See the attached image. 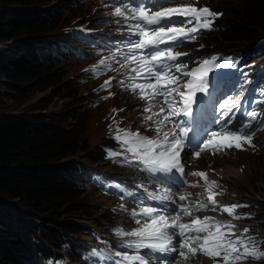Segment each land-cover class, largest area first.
<instances>
[{
    "label": "snow or ice",
    "instance_id": "obj_1",
    "mask_svg": "<svg viewBox=\"0 0 264 264\" xmlns=\"http://www.w3.org/2000/svg\"><path fill=\"white\" fill-rule=\"evenodd\" d=\"M168 2L116 0L122 7L114 8L118 17L128 21L122 26L127 31V36L121 41L126 51H119L106 59H111L121 73L129 74H121L118 80L116 77L109 78L100 89L111 87L113 80H117L122 87H131L133 91L138 89L140 98L145 101L144 111L148 113L142 122L150 121L149 127L154 128L156 134L149 137L138 130L118 129L114 139L120 142L123 151L108 150V155L123 156L124 163L134 162L154 180L151 191L144 185L140 186L144 188L149 203L139 199L138 207L125 209L130 212L136 226L130 230L117 229L119 236L131 238L124 246L135 251L115 252L108 259L112 260V264H152L151 257L142 254V249L149 250V253L176 254L171 262L164 260L159 264H184L190 255L198 251L208 257L219 258L217 264L221 261L222 264H239L250 257L264 258V250L257 247V237L249 235V227H244L237 235V225L233 221L242 217L236 215V210L246 205L238 202L221 204L216 197L223 193L214 190L219 187L218 182L209 180L207 172L196 171L187 175L203 178L210 205L199 200L189 202L191 194L173 192L174 187L187 184L185 161L182 159L186 148L198 157L205 150L213 153L232 148L242 150L245 143L255 147V133L258 128H264V121L260 119L264 113L245 111L238 116V100L233 101L214 82V78L209 79V73L214 69L233 67L235 62L231 58L225 63H218L219 57L213 55L189 69L188 62L179 58L188 56L191 61L192 56L173 51L172 45L195 40L202 29L211 30L215 19L223 13L194 4L161 6ZM189 24L193 26L187 27ZM117 55L121 59H117ZM100 65H105V60H101ZM106 67L110 69L112 64ZM125 80L133 83L125 85ZM213 90L217 93L215 97ZM256 102L264 103V98L253 101ZM230 103L237 105L235 110L228 106ZM212 105H215V115L209 125L208 121L199 119L198 113ZM157 106L158 110L153 111ZM128 194L132 195L131 192ZM123 195L121 193V198ZM177 200L184 203H177ZM151 201L159 204H152ZM169 205L174 207L170 209ZM209 207L227 213L233 220L194 215L195 211ZM184 217L191 219L184 222ZM91 255L99 258L96 251Z\"/></svg>",
    "mask_w": 264,
    "mask_h": 264
},
{
    "label": "rangeland",
    "instance_id": "obj_2",
    "mask_svg": "<svg viewBox=\"0 0 264 264\" xmlns=\"http://www.w3.org/2000/svg\"><path fill=\"white\" fill-rule=\"evenodd\" d=\"M71 1L74 0H22V2L0 0V26H2L1 18L4 13L24 17L37 14V23L41 28L35 34L37 37H41L39 42L43 41L47 45L45 40L54 37L55 35L52 33L60 32L61 26L76 18L80 12L92 11L93 7L96 8V11L90 12L88 18L100 17L104 14L100 9L99 0H93L90 4L85 1H76V4H70ZM210 2L214 8L223 10V15L218 20L219 23L227 22L229 19L240 22V18L228 13L230 5L234 6V11L238 9V0H211ZM43 10L45 11L44 15ZM86 18L85 16L81 20ZM106 22L103 21L104 24ZM258 31V37L264 36V28L258 29ZM36 36L32 37L31 34L27 33H21L16 38H13L14 36H0V63L13 75V86L10 88L7 84L11 81V78L4 74L0 67V115H6V117L17 115L35 117L36 121H44L43 124L45 125L61 127L64 131L74 133L73 140L77 145L75 152L69 154L65 161L60 160L61 157L56 158L55 161L57 162L55 164H58V168L66 166L68 162H70L68 166L76 162L96 167L105 164L106 161L102 158L100 143H115L116 141L112 136L106 135L107 133H114L115 129L133 131L131 122L133 117L131 120L124 118V114L119 108L115 112L106 111L113 104L111 102V104H96L92 107L84 106L87 96H80V94L87 88L76 79L79 67L83 64L79 60L66 58L56 62L43 63L46 67H35L32 45L37 43L34 42ZM22 38L28 39L30 43L24 44L25 49L15 55L14 49L20 45ZM202 39L207 44L211 43L207 45L210 50L213 47H221L227 44L240 47L246 43L245 39H224V42L218 38L202 37ZM59 45L61 48H66L67 52H70L71 48L75 46L70 40H61ZM36 52L41 53V55L43 53L42 49H37ZM258 56L260 55H255L254 58ZM21 59L24 60L23 63L20 62ZM15 67L19 69L15 70ZM26 67H32L33 73L25 78L23 72L27 70ZM22 74L23 76H21ZM7 93L10 94L7 95ZM121 102L124 104L129 103L128 100ZM114 103L118 104L120 101L115 100ZM75 112L81 114V117ZM110 120H113V122L110 123ZM119 151H123L122 146ZM215 161L222 164L224 169L235 170V172H225L227 183L236 190L249 191L250 193L246 195L256 200V203L250 204L253 211L260 209L262 213L258 218L264 220V149H260L259 152L252 150L238 151L227 157L216 158ZM116 169L118 170V168ZM55 171H57L55 174L58 177L57 181L62 183V189H72V193L69 194L68 198L70 200L59 207L62 209L67 206L68 211L65 213L60 212L59 215L55 216L48 215L47 212H36L30 206L22 204L20 199L14 198L15 206H12L10 221L12 226H17L19 223L17 218L20 215H25L24 217L36 226V230L31 231L29 235L33 234L35 238L39 239L32 247L45 246L52 252L59 253L62 249L60 241L63 238L65 242L68 239L70 242L75 243H79V239H87L82 231L85 227L83 222L87 224L96 222L103 227L106 221H111L112 224L117 221V218L104 207L105 204L112 201L111 199L106 198L104 195L101 197L94 189H79L69 180L70 175L62 176L58 170ZM257 200L261 205L257 203ZM74 206L78 208H73ZM17 211L20 212V215L17 214ZM76 224H78V229L70 231V228ZM0 229L6 230L8 227L0 223ZM61 233H65L62 239L59 238ZM58 239L60 241L56 243ZM257 239V247L264 250V235H260ZM10 245L14 246L13 244L0 245V264L24 263L21 259L22 254L17 247L14 246L15 250L8 247ZM51 255L53 256V254Z\"/></svg>",
    "mask_w": 264,
    "mask_h": 264
},
{
    "label": "trees",
    "instance_id": "obj_3",
    "mask_svg": "<svg viewBox=\"0 0 264 264\" xmlns=\"http://www.w3.org/2000/svg\"><path fill=\"white\" fill-rule=\"evenodd\" d=\"M3 1L22 2V0ZM74 3L76 2H70V4ZM44 12L43 10V15ZM228 13L240 18V22L229 19L221 23L222 27L217 29L219 34L214 39L218 38L222 42L224 39H245L247 41L257 38L258 29L264 28L263 0H238V9L234 11V6L230 5ZM37 20V14L24 17L4 13L1 18L0 36L16 38L21 33H27L35 37V33L41 28ZM29 43L28 39L22 38L20 45L14 49L15 55L25 49L24 44ZM20 62L23 63L24 60L21 59ZM36 62H33L35 67H46L42 66L37 59ZM0 67L1 71L11 78L7 84L11 88L13 75L1 63ZM26 68L27 70L23 72L25 78L33 73L32 67ZM18 69L15 67V70ZM43 123L45 122L41 120L36 121L35 117L0 115V223L8 227L6 230L0 229V245L13 244L26 259L39 255L47 256L50 250L45 246L32 247L39 241L33 234L29 235L31 231L36 230V226L24 217L25 215H20L19 211H17L20 215L17 218L19 223L17 226H12L11 210L15 205L11 200L18 198L22 204L30 206L36 212H47L48 215L55 216L60 212L68 211L67 206L62 209L59 207L70 200L68 199L69 194L72 193V189H62V183L57 181L58 177L55 175L57 172L55 170H58L61 175L65 168L49 166L47 163L55 161L58 157H61L62 161L67 160V156L75 152L77 146L73 140L75 135L70 131H64L61 127L48 126ZM70 230L74 231L76 228L71 227ZM63 236L64 233L59 234L60 239ZM14 246L8 247L16 250Z\"/></svg>",
    "mask_w": 264,
    "mask_h": 264
},
{
    "label": "bare ground",
    "instance_id": "obj_4",
    "mask_svg": "<svg viewBox=\"0 0 264 264\" xmlns=\"http://www.w3.org/2000/svg\"><path fill=\"white\" fill-rule=\"evenodd\" d=\"M129 15H131L130 13H128ZM117 59H119V57L117 56L116 57ZM115 64V63H114ZM113 69L115 70L114 72H112V73H110L109 74V77L111 78V77H116V75H117V71H119L120 70V68H118L116 65H114V67H113ZM74 139V138H73ZM215 159L216 158H211V157H206V158H204L203 159V162H206V161H215ZM216 162V161H215ZM215 162L213 163V164H211L210 165V167L211 168H215L216 166L218 167H222V164H215ZM228 171H234L235 172V170L234 169H230V168H226V169H224V168H221V170H220V173L222 174V175H225V172H228ZM219 178V176L218 177H216V176H213V173H209V177H208V179L209 180H217ZM200 261V260H199ZM199 261L197 262V264H200L199 263ZM202 264H209V262L207 261V260H202ZM240 264H256V263H248V262H242V263H240Z\"/></svg>",
    "mask_w": 264,
    "mask_h": 264
},
{
    "label": "clouds",
    "instance_id": "obj_5",
    "mask_svg": "<svg viewBox=\"0 0 264 264\" xmlns=\"http://www.w3.org/2000/svg\"><path fill=\"white\" fill-rule=\"evenodd\" d=\"M34 62H36V61H34ZM37 63V62H36ZM40 64L42 65V66H46V65H43V63H41L40 62ZM48 164V163H47ZM49 166H51V164L49 163ZM11 201H13L14 202V199H12Z\"/></svg>",
    "mask_w": 264,
    "mask_h": 264
}]
</instances>
